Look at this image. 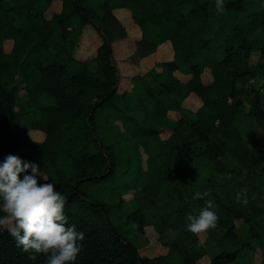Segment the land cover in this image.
<instances>
[{"label": "trees", "instance_id": "1", "mask_svg": "<svg viewBox=\"0 0 264 264\" xmlns=\"http://www.w3.org/2000/svg\"><path fill=\"white\" fill-rule=\"evenodd\" d=\"M59 1L60 10L47 17L36 6H48L52 0H0V162L12 154L39 164L49 176L48 182H54L56 190L67 197L64 212L69 225L75 224L85 234L74 264H199L198 260L206 255L203 243L186 227V217L195 209L192 204L202 208L210 195L216 203L214 176L222 165L218 155L224 144L233 150V145L241 140L235 128L238 114L242 111L264 124L258 90L250 96L248 110H243V96L249 93L247 81L264 75V0H224L225 11L220 15L216 0ZM119 8L130 10L131 18L141 29V38L130 55L138 66V60L154 53L163 41L171 47L170 57L160 62L166 69L165 77L157 79L154 86L145 84L144 93H136L146 118L140 122L134 118L123 120L124 128L148 155L147 169L140 170L132 187V197L139 205L129 213L122 210V197L106 202L88 189L114 172L127 142L123 131L114 141L105 142L95 117L98 108H112L121 100H126L127 106L128 102L130 90L117 89L120 73L113 56V41L125 35L115 14ZM87 24L96 29L102 41L93 56L79 59L73 51ZM54 28L60 29L58 49L49 43ZM217 32L222 35L221 58L212 49ZM7 39L12 43L5 50ZM254 52L257 60L250 62ZM201 53V61H191ZM180 63H188L185 80L173 73ZM205 67L211 72L208 82L201 76ZM146 76L154 77L150 68ZM20 89L25 90V97L16 107ZM191 93L200 103L186 113L182 100ZM174 114L180 115L170 127V134L161 138L157 127H165ZM25 115L32 128L44 132L41 140L29 136L21 122ZM250 151L257 162L250 167L251 174L243 176L244 189L255 196L252 205L258 219L264 209V181H259L264 172V146ZM198 154L206 156L216 170L193 183L186 175L185 163ZM172 169L177 176L175 194L168 198L176 201L168 205L160 202L157 189L162 185L163 171ZM222 184L218 187L222 188ZM198 191H208L210 195L193 199ZM216 205L218 226L208 234L216 238L220 249L205 264H229L238 257L240 249L255 248L251 240L259 235L255 225H251L244 234L246 240L238 245L237 240L243 235L234 228L241 212L219 200ZM149 207L167 211L170 208L175 214L173 226L164 225L168 219L163 213L158 218L160 233L168 227L178 230L166 255L141 254L117 222L125 216L138 231L144 232L150 221L146 217ZM250 219L245 217L246 221ZM29 256L7 231H0V264H46L45 255H37L35 260Z\"/></svg>", "mask_w": 264, "mask_h": 264}, {"label": "rangeland", "instance_id": "2", "mask_svg": "<svg viewBox=\"0 0 264 264\" xmlns=\"http://www.w3.org/2000/svg\"><path fill=\"white\" fill-rule=\"evenodd\" d=\"M48 6H46L45 3L39 5L37 4L36 9L44 11V14L47 17H50L52 12L58 11L60 9L61 1L58 0L55 2V4H53V6H51L50 3ZM115 14L117 15L119 21L123 24L125 32L123 37H119L113 41V56L115 65L119 69L118 73H120L117 89L121 92L129 88L131 92L128 94L127 106H125L126 100L118 101V104L112 108L96 109L95 117L98 131L103 135L105 142L114 141L118 137V133L120 131L125 132V140L127 142L125 149L118 155V157H120L122 160H119L118 163L116 162L114 172L100 181L90 184L88 189H91L94 197L106 202H116L120 197H122L124 199L122 202V210L126 213H129L136 209L139 205L135 203L134 197H132V187L134 180L139 175V172H141L140 170L147 169L148 155L143 150V147L136 142V139L131 136L130 132L124 128L123 120L126 118H134L137 120L136 122H140L142 119L146 118V110L139 104L136 93H144L145 84L154 86L157 79L161 80L165 77L166 69L160 62L163 61V59L170 57L169 52L171 47L167 41H163L159 46H157L154 53L150 54V56L145 55L140 58L138 60V66V63H135V61L130 58V55L135 49L136 41L141 38V29L137 22H134L131 18L130 10L119 8L117 12L115 11ZM85 27L86 30L84 32L83 27V33L81 31L75 45V52L73 51V55L79 59H85L87 57L93 56L96 52V48L102 41L101 36L92 25L87 24ZM59 38L60 29L54 28V35L49 40L52 48H55L56 43H59ZM11 43L12 41L10 39L5 40L3 44L4 49L8 50L11 46ZM212 49L215 51L218 58L223 56L224 51L222 47V35L220 32H217L214 35ZM202 59L203 54L201 53L192 57L191 61L199 62ZM250 60V62H255L257 60V53L254 52L251 55ZM149 68L152 70L154 77L150 76V78H148L146 76V71ZM187 68L188 63H180L179 67L173 73L176 77L185 80L189 75V73H187ZM210 73L211 72L208 67H205L202 70L201 76L204 82H208L210 80ZM147 80H151L150 84L147 82ZM245 87L249 89V93L244 94L243 96V110H248L250 106L249 98L255 92L254 90L259 91L260 103L262 108H264V75H258L250 78L247 81ZM16 95L17 107L25 97V90H18ZM199 103V99L194 94L188 95L182 100V106L184 107V111L186 113L194 110L199 105ZM176 112L178 111H175L174 113ZM109 115L112 118L111 121H108ZM179 115H170L167 119V124H164L165 127H157L161 138L167 137L170 134V127L175 124V121ZM107 121L108 131H104ZM21 122L31 138L37 140H41L43 138L44 132L39 129L32 128L30 126L31 121L28 116H23L21 118ZM235 128L237 129L241 140L233 145V150H230V148H225L226 145H223V150L218 155V158L222 164L221 170L219 173L216 172L214 176L215 185L213 187V193L218 196L217 200H219V203L229 205L241 212V216L235 220L236 226L234 228L237 234L244 236L241 237L242 239L237 240L238 245L242 241L246 240L244 234L246 231H248L251 225H255V231L259 235L252 238L251 240V243L255 246V248L252 249L250 247H244L245 249H240L238 257L229 264H264V209L260 211L259 218L255 219V208L254 204L252 205V201L254 199H252L250 194L247 193L248 199L250 201L247 205L239 203L236 200V194L244 189L245 184L243 176L245 174L250 175V167L252 164H256L257 162L250 150L264 146V124L253 116L243 115L241 111L235 121ZM185 165L186 175L193 183L196 182L200 177H209L210 174L216 170L213 163H211L208 158L202 154H198L194 159L186 161ZM229 176L231 177L230 179L228 178ZM176 177V172L173 171V169L163 171L162 185L159 189H157V196L161 200V203L168 202V205H172V203L176 201H173V198H168L175 194L173 186L176 182ZM259 179V181H264V172L261 173ZM220 183H223L221 185L222 188L218 187V184ZM212 184L213 182L211 185ZM130 200L132 201L133 206L131 205V207H129L123 205L125 201L128 202ZM208 200H212L214 204H217V200L215 203V199L212 195L208 197ZM146 201L148 202L147 199ZM192 206L195 209L201 208V206L195 204V202H193ZM160 213H163V215L168 219L167 222L169 224L166 222L164 225L173 226L172 221L176 222L174 221L175 214L170 212V208H168L167 211L160 209L156 210L154 207H149L146 210V217L150 221L144 226V232L138 231L135 223L125 218V216L117 219V222H120V224L124 227L126 237L132 240V242L138 247L141 254L147 256H156L159 254L166 255L169 252L168 249H170L168 248V244L171 242L174 243L176 240L177 236L175 238L169 239V236L164 235V232L160 233L159 229L161 228V220H158ZM245 217L251 219L246 221ZM113 219L116 221L115 218ZM176 232L178 235L177 229ZM196 237L199 241H203V249H205L206 253V255L198 260V263L205 264L210 260L211 257H213L214 253H216L220 247L216 238L211 237L208 234V231L196 235ZM190 246L193 247L192 245ZM194 248L196 249V246ZM199 249L200 248H197V250Z\"/></svg>", "mask_w": 264, "mask_h": 264}, {"label": "clouds", "instance_id": "3", "mask_svg": "<svg viewBox=\"0 0 264 264\" xmlns=\"http://www.w3.org/2000/svg\"><path fill=\"white\" fill-rule=\"evenodd\" d=\"M215 7L217 15L223 14L224 0H216ZM48 181L49 176L39 164L17 155L4 157L0 162V213H4L0 216V231H7L18 247L30 253L31 260L42 254L47 257L46 264H74L85 234L75 224L69 225L64 212L67 197L56 190L54 182ZM209 195L208 191H198L193 199ZM236 200L247 205L250 202L247 189L237 193ZM217 209L212 200L193 209L186 217L187 230L199 235L215 229L219 222Z\"/></svg>", "mask_w": 264, "mask_h": 264}, {"label": "crops", "instance_id": "4", "mask_svg": "<svg viewBox=\"0 0 264 264\" xmlns=\"http://www.w3.org/2000/svg\"><path fill=\"white\" fill-rule=\"evenodd\" d=\"M58 0H52V2H51V6H53V4H55V2H57ZM40 4H43V3H40ZM48 8H49V6H48ZM60 10V9H59ZM118 10V9H117ZM41 11V10H40ZM53 13V12H52ZM85 30H86V27L84 26V32H85ZM83 31H82V33H83ZM50 46H52L51 44H50ZM59 46H60V43H56V47L54 48V49H58L59 48ZM75 49H76V46H75V48H74V52H75ZM75 54V53H74ZM150 56V55H149ZM148 78H150V76L148 77ZM147 78V79H148ZM147 82L150 84V82H151V80H147ZM127 91L128 90H130L129 88L128 89H126ZM131 91H129L128 93H127V100H128V94L130 93ZM190 95H193L192 93L190 94ZM107 126H108V123L107 124H105V127H104V131H106L107 130ZM108 131V130H107ZM123 205L124 206H129V207H131V205L133 206V203H132V201L130 200V201H125L124 203H123ZM164 235H167V236H169V239H172V238H175L176 236H177V232H176V230L175 229H173V228H167L165 231H164ZM253 245V244H252ZM246 248V247H245ZM244 248V249H245ZM247 248H249V247H247ZM243 249V250H244ZM216 250V249H215ZM218 252V250L216 251V253ZM216 253H214V254H216ZM209 254V253H208Z\"/></svg>", "mask_w": 264, "mask_h": 264}]
</instances>
